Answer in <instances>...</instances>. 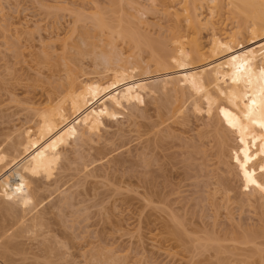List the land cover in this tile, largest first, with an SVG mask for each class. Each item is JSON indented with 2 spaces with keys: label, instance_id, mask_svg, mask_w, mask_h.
<instances>
[{
  "label": "rangeland",
  "instance_id": "1",
  "mask_svg": "<svg viewBox=\"0 0 264 264\" xmlns=\"http://www.w3.org/2000/svg\"><path fill=\"white\" fill-rule=\"evenodd\" d=\"M116 1L118 0H0V141L14 126L23 123H26L25 126L34 124L33 116L29 117L32 114L28 113L29 107L38 106L48 93L47 90H51V86L55 88L58 85L60 80L58 81L57 78L64 76L63 68L81 67L86 72L84 76H93L97 70L106 66L103 62L105 60L88 51L90 48L84 45H81L82 53L71 50L67 55H63L65 58L59 54L58 48L55 52L60 57L55 52L47 56L41 53L43 58L40 57V49L43 50L42 52L49 49L41 45L39 36L42 40H46L51 36L55 38L58 34L70 35L73 14H68L67 8L82 7L85 11L88 10L86 11L88 13L85 12L86 15L105 11L104 17H109L108 21L116 16V21L113 18L112 24H116L119 19L120 25L125 26H132L135 22L132 27L134 29L129 26L132 29L130 30H139V34L149 39L153 46L160 42L169 44L170 37L178 32L175 28L184 26L185 22L181 15H175L178 16L176 19L173 14L176 11V7L170 6L173 1L132 0L134 1L132 3L130 0H120L121 8L117 7V4L115 6L116 9L121 10H116L118 13L114 15L115 10L111 9H114ZM131 3L134 7L137 6L138 11L132 9ZM42 4H53L66 9L63 12L58 10L53 13L45 9ZM198 5L201 6L197 12H203L205 15L207 0H203ZM221 12L223 13L218 19L221 24L217 23L219 28L225 26V29H230L236 26V21L229 12L226 10ZM110 13L113 16H110ZM131 14H134L133 17L137 20L131 17ZM101 15L103 16V13ZM88 19H85V23L89 26L91 24ZM139 19L146 24L140 25L138 29ZM179 22L180 25H176ZM207 29L209 28L202 30L203 41L208 37ZM95 31L92 30L91 33H97ZM172 32L174 33L171 35ZM74 36L75 33H72L70 38ZM102 38L103 44L98 41L97 47L102 48V45L109 44L105 36ZM114 40V48L112 46L110 48L111 44H109L104 45L103 50L111 52L112 48H120L124 51V55L129 53L128 51L135 50L130 48L129 41L125 38L118 37L110 43L113 44ZM100 48H95L96 52H103ZM149 50L148 46H143L139 52L146 58L145 55ZM57 62L62 67H58ZM95 68L97 70L92 72ZM153 100L149 97L145 98L144 105H140V109L134 111L129 122H123L122 132L117 130L118 127L114 123L108 125L104 134L101 131V138L105 136L107 143L105 139L100 142V138L99 145L92 143L91 147L94 146L92 149L88 150L89 148L85 147L84 150L88 151H81L84 156L80 154L84 158L79 156L78 167H81L83 162H89L96 154L95 147H100L101 143L105 142L108 152H104L109 154L105 157L106 160L104 158L105 162L99 161L103 164V167L101 165L100 169L97 168L101 174L100 179L103 177L101 180L97 179L100 185L87 183L89 177L85 183L83 180H81L83 183H78L80 178L83 179L78 177L82 174L76 175L75 171L78 170L72 171V169L70 171L75 172L77 177L71 178L66 186H61L60 190L64 189L65 194L70 196L68 202L74 203L73 207L65 203L68 207L67 211L62 208L63 215H68V218L67 215L65 217L67 220L65 223L71 226L68 229L58 227L57 232L55 231L60 239L66 240L64 243L67 246L61 244L63 248L67 247L66 252L62 246L59 248L62 253H67L65 257L69 255L65 258L69 262L67 264H93L95 258L99 261H109L110 255L118 257L115 260L116 264H261L260 253L264 261L263 139L249 142L250 140L244 139V141L236 136L237 138L233 140L230 138L232 142L225 140L227 144L223 152L218 146L219 151L216 141L223 135L220 131L218 133L215 131L216 126L212 122L209 123L210 128L209 125L204 126L202 120L195 118H191L189 123L183 125L176 121L158 125L159 118L155 104L158 100H154L155 102ZM27 117L33 121L29 122ZM223 128L222 130H225ZM223 133L225 136V132ZM231 136L235 137L234 134ZM107 137L111 138L113 143H110ZM229 143L232 145H228ZM109 147L111 151H116L111 154ZM85 156L89 158L86 159ZM113 156L119 157L123 165L113 164L112 161L110 163L108 159ZM108 166H112V169ZM102 174H106V181ZM125 182L129 185H126L129 189L132 185L135 186L130 190L125 186V189ZM72 183H75V186ZM78 200L80 203L77 202ZM65 204L62 207L65 208ZM70 228L72 229L69 230ZM23 237H20L24 241L21 242L22 244L28 243V247H35L30 245L36 242L27 241L30 237L26 238V235ZM93 252L97 253L91 256ZM27 255L29 257V254ZM27 255L25 261L19 263L33 264V260L28 261L30 258L27 260ZM20 257L22 256L17 258Z\"/></svg>",
  "mask_w": 264,
  "mask_h": 264
},
{
  "label": "bare ground",
  "instance_id": "2",
  "mask_svg": "<svg viewBox=\"0 0 264 264\" xmlns=\"http://www.w3.org/2000/svg\"><path fill=\"white\" fill-rule=\"evenodd\" d=\"M170 1H173L170 6L176 7V11L173 9L176 12H173L174 16L181 15L185 23L180 28L176 26L180 25V22L176 23L175 27L178 28H174L178 32L171 33V35L174 34L170 37L169 44L160 42L153 46L149 39L143 38L139 34V30H137L139 32L131 31L134 29L132 28L134 21L132 26L129 25L132 29L127 25H120L118 22L120 19L117 21L118 23L112 24L114 17L108 21L109 17H104L105 11L100 10L101 12L96 11L97 13L86 15L85 12L88 10L85 11L82 7L67 8L68 14H73L70 22V35L75 33V36L72 39L69 33L62 36L58 34L55 38L51 36L46 40H42L39 36V40L42 41L41 45L49 49L44 52L40 49V55L41 53L45 56L53 54L56 48L62 57L71 50L82 53L81 45H84L90 48L88 51L105 60L103 62L106 66H103L102 70L93 69L92 72L97 70L93 76H84L86 72L81 67L67 65L66 69L63 68L64 76L57 78L60 81L56 87L54 85L55 88L51 86L52 89L47 90L48 93L39 103V107H29L28 113H32L29 117L33 116L34 124L25 126L26 123H23V125L14 126L10 132L5 133L4 139L0 141V216L3 217L0 218V264H21L22 262L19 263V261H25L27 254H29L27 260L30 258L28 261L33 260V264L69 263L65 259L67 247L63 248L67 246L65 245L66 240L58 237L56 229L58 227L68 229L71 226L65 223L67 214L63 215L62 212L63 209H68L65 203L71 206L74 203L68 202L70 196L65 194L64 189L60 190L61 186L63 187L71 178L77 177L76 175L79 174L82 176L78 177L83 179L78 178V183H83V181L85 183L89 177L87 183H92L94 186L98 184L97 179H100L101 174L97 168L100 169L101 165L103 167L102 162H105V157L109 154L106 153L108 151H106L105 142L101 143L100 147H95L97 155L93 154L94 159L91 157L89 162H83L81 167H78L79 156L83 155L81 151L85 152L87 150H84L85 147L89 148L88 150L92 149L94 147H91L92 143L99 145L98 142L102 136L100 133L102 131L104 134L109 124L114 123L118 127L117 130L122 132L123 122H129L134 111L139 110L140 105H144L146 97L158 100V103H155L159 118L158 125L175 121L183 125L189 123L191 118L202 120L204 126L212 122L216 126V128L214 127L215 131L217 133L220 131L223 135L219 136L216 141V143L218 142L217 149L220 147L222 152L227 144L225 140L228 139L229 142H232L230 138L233 140L238 137V139L250 140L249 142L260 141V139L264 141V0H227L226 3V0H223L224 2L222 0H207L205 15L203 12H197L201 6L198 4L203 0ZM116 2H114V9H111L115 10L114 13L112 11L114 15L118 10L116 6H120V0ZM42 5L53 13L58 10L63 12L66 9L53 4ZM132 6V9L138 11L137 6L134 7L133 4ZM120 8L119 10H121ZM223 10L232 15L236 26L230 29H225V26L223 28L217 26ZM113 14L110 13V16ZM130 16L135 15L131 14ZM177 17L176 19H178ZM85 19L90 20L91 25L88 26ZM114 19L116 21V16ZM137 22L138 29L140 25L146 24L142 19ZM206 27L209 28L207 29L209 34L206 41H203L201 33ZM92 30H96L97 33H91ZM28 34L31 33L28 32ZM102 36L108 39L107 42L111 45L106 44L110 48L111 46L114 48L115 40L113 44L110 41L121 37L129 41L130 48L135 50L128 51L129 53L125 55L120 48H112L111 52L103 50L105 44L102 45V48L97 47L99 46L98 41L103 44ZM143 46L150 48L145 55L146 58L142 57L139 52ZM95 48H100L103 52L98 53ZM41 60L39 61L41 62ZM29 117H27L28 121H33ZM224 125L226 126L223 128ZM208 127L210 128V125ZM223 132H225V136ZM230 134H234L235 137ZM102 140L107 143L105 136L103 139L101 138L100 142ZM108 140L113 143L111 138ZM256 143L258 144V142ZM220 149L218 150L220 151ZM109 151L112 154L116 150L111 151L110 149ZM225 152L227 153V151ZM97 156L98 158H96ZM114 156L108 157L110 163L111 161L114 162L113 164L122 162V160L119 161V157L116 156L117 159ZM88 158L86 157V159ZM106 167L105 169H108L110 166ZM70 170L78 171H75V175V172ZM105 172L108 171L105 170ZM105 175H103L104 180L106 179ZM126 185L127 182H125L124 188ZM127 186L126 188H128ZM134 186L132 185L131 188ZM94 194L93 196H95ZM64 204L65 208L62 207ZM71 214L73 215V212ZM58 218L60 220H57ZM25 235L26 238L30 237L27 241L36 242L30 245L35 247H28V243H23L26 245L25 247L21 243L24 242L21 238ZM63 243L64 246H62ZM61 246L64 253L60 251L59 247ZM96 253L93 252L91 256ZM20 255L25 258H17ZM111 257L109 261H99L95 258V261L92 262L93 264H116L117 255V258L115 255L113 259ZM259 257L261 264H264L261 253ZM83 262L86 263V261ZM87 262L89 263V261ZM92 262L90 261V263Z\"/></svg>",
  "mask_w": 264,
  "mask_h": 264
}]
</instances>
